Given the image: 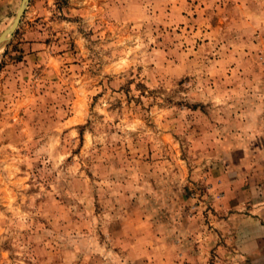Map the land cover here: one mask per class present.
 Listing matches in <instances>:
<instances>
[{
  "label": "rangeland",
  "instance_id": "1",
  "mask_svg": "<svg viewBox=\"0 0 264 264\" xmlns=\"http://www.w3.org/2000/svg\"><path fill=\"white\" fill-rule=\"evenodd\" d=\"M259 147L264 0H28L0 48V264H243L223 194Z\"/></svg>",
  "mask_w": 264,
  "mask_h": 264
},
{
  "label": "crops",
  "instance_id": "2",
  "mask_svg": "<svg viewBox=\"0 0 264 264\" xmlns=\"http://www.w3.org/2000/svg\"><path fill=\"white\" fill-rule=\"evenodd\" d=\"M252 156L251 160L240 161L243 171L239 173V176L248 177L247 184L251 191L223 194V197L227 196L224 206L229 209L223 223L230 226L229 231L233 232L232 248L243 259V264L264 263V148L253 150ZM247 164L257 168L246 171L244 167Z\"/></svg>",
  "mask_w": 264,
  "mask_h": 264
},
{
  "label": "water",
  "instance_id": "3",
  "mask_svg": "<svg viewBox=\"0 0 264 264\" xmlns=\"http://www.w3.org/2000/svg\"><path fill=\"white\" fill-rule=\"evenodd\" d=\"M28 0H23L21 7L19 8L16 18L14 20V22L12 23V25L8 28L7 33L5 36H3L2 38H0V48L5 45L7 42L10 41V39L12 38V35L14 33V31L16 30V28L18 27V24L21 20V17L24 13L26 4H27Z\"/></svg>",
  "mask_w": 264,
  "mask_h": 264
}]
</instances>
